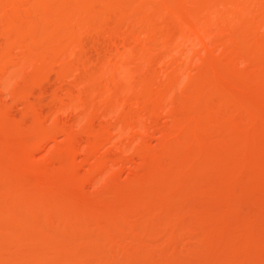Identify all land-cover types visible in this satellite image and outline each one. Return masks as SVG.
I'll list each match as a JSON object with an SVG mask.
<instances>
[{
	"label": "rangeland",
	"instance_id": "374dc122",
	"mask_svg": "<svg viewBox=\"0 0 264 264\" xmlns=\"http://www.w3.org/2000/svg\"><path fill=\"white\" fill-rule=\"evenodd\" d=\"M195 6L198 7L199 4L198 6L195 4L194 7ZM200 6L202 7L203 5ZM200 6L198 7V9L199 8L201 9ZM95 11L96 10H94L93 12L90 9L88 10L86 9V11L83 9L81 11V14H83V16L90 15L91 17L90 18L88 17L87 20L81 21L79 23V27L82 28L81 29L82 31L80 30L81 36H79L80 38L79 43L78 45L74 44L75 46L74 45L71 46L72 47L74 46L73 48L76 49V45H77L78 50H76L75 52L78 53L80 52L79 54L82 53L81 56L85 57V58L82 57L84 59V62L85 61L86 62L89 61V62L87 63L88 65L85 63H81L82 65L79 66L80 70H78L79 68H77V71L74 72L71 71L70 72L71 75L69 74L68 71H66V73L61 72L62 69L60 70V68L64 64L61 61L60 62L54 61L55 63L52 62V69L50 68V70H48L47 72L42 70H40L39 72H37L38 70L31 71L32 69H29L31 68L28 64L29 62L26 63L27 61L20 60L24 62H22L23 64L21 62H20L21 64H19V62L17 61L18 57L16 58L17 59L16 62H12L10 60L11 57H16V55L13 56V54H17L19 52V50L18 52L14 50L17 48L14 46L11 47L10 49L12 51V49L14 48L13 49L14 53L12 52L13 54L12 55L10 54V58H9L10 61H7L8 60L7 58L6 61L4 59V62L1 63L4 66L0 69V122L1 120L4 119L8 120L9 123L13 121L11 123L12 130L14 128H17L16 131L18 130V132H20L19 130L22 129L25 131L28 130L26 131V134L27 136L29 135L28 136L29 138H31L29 139L31 140L30 142H32L33 145L34 144L36 145H34V147H32L31 150L28 151L26 150V155L25 156L23 155V159L21 162L20 159L22 158V156L21 158L17 159V155H16L17 153L15 154V150L19 147L16 146L17 148H14V145L10 144L9 142L10 140L6 144V142H4L5 139L3 140L0 139V142L2 143L0 144V158L2 155L1 153H3L2 152L3 149L6 150L5 154L7 153V151L11 150L9 152H12L14 155V157L12 158L14 159L16 158L15 160L18 163L19 161L21 162V166L19 164L21 168L19 167L17 168L19 169L18 170L19 172L20 171L22 172L18 174V177L12 176V178L14 177L16 178V180L21 179L22 181H24V183L26 182V184L28 185L29 184L35 185V183L38 184L39 182L40 183L43 182L44 184L42 185L44 186H47V184L48 186L51 185L52 187H56V190L59 189V191L61 192H63L64 190V193L66 192L65 193L66 196L65 195L64 196L67 199H65L64 201L62 199V202L60 201V203H58L56 206L54 205L55 207L53 206V208L49 207L48 209L45 210V212H43V214H41L39 211L41 210L40 209L41 197L38 198L36 196L37 197L36 199L35 197L31 198L33 202L30 203L31 206L27 214H24L19 219H16L17 216L14 217L15 220L18 221L15 222V220H13L15 222L14 223L12 220H10L9 222L6 223L3 222L5 223V225L0 224L1 225L0 226V264H29V263L34 264V262L35 264H53L55 258H53L54 256L50 257L49 255L50 253L51 255H56L58 258L62 256V258H60L62 259V261L56 258V261L60 260L61 262L60 264H94V263L95 264H145V263L147 264L148 263L149 264L151 262H155L154 264H158V263L160 264L161 261L163 262V259H164V263L161 264H166V263L176 264L177 262H178L177 264H207L208 262L210 264H213L214 262H215L214 264H225V262H228V259L233 256L234 257L240 256L242 259L245 258L244 261L245 260L250 261L249 259L253 258L250 261L251 263L254 259L258 258L264 251V247H263L264 245L259 246L255 241L260 237L259 232L256 231L254 232V234L252 233L254 239L253 240L251 239V242L254 243L253 245L244 242L242 243L240 237L241 241L239 242L241 244H239L238 242L239 245L238 244L234 245L235 247L233 245L226 243L225 241L224 242L222 241L223 243L222 242L219 243V241H215L213 239L212 242L210 241L209 243L208 235L210 230L211 232L212 230H214L213 233L217 232L219 229V225L223 226L224 224V226L229 227L230 225L231 226L233 225V221H235L234 225H238V222H241V220L245 221L244 218L246 219L247 222L251 221L252 218L258 220L259 216H261L260 214L264 209V206H262L263 201L258 200L249 203L246 201L242 203V201L245 200L243 198L240 199L237 198L238 202L236 199L235 202L234 201H232L231 203L226 202L225 204L226 205L228 204V206H226L223 203L224 207H226V210L228 209V211L226 214L224 213L221 215L217 213L218 208H216V206L213 205L212 208L213 212L210 213L207 218L208 222L209 221L212 222L211 223L212 226L210 225V223H207L205 226L203 225L204 229L203 227L202 229H200L201 228L200 225L202 224V222L197 225V223L201 221V219H199V217L197 216H200L202 218V214L200 212L198 215V211L194 212V210H191L193 205L200 204V200L198 198L197 200L194 201L195 196L199 197L197 195H200L201 196L199 197L200 199H206V196L212 197L213 195L209 193L213 191V189H211L212 187L210 181L212 179V185H213V183L216 184V182H214L213 179H215V181H217V179L220 181L224 180L221 177L222 174L219 172L220 173L219 175L216 170H215L216 174L213 176H217L218 178L217 177L213 178V176H211L210 174L209 176H204L202 173L200 174V171L198 170L203 169L202 171H204L207 164L210 163L207 162V160H205L206 158H203L204 152L206 154L209 153L206 152L205 150L201 151L200 153L201 154L203 153V157H202L201 155H197L198 153L195 154L198 151L197 149L196 152L194 150L195 153L193 152V148H191V151L188 150L190 149L189 147L190 139L193 136V134L188 130L182 132L183 139L185 141L180 142L181 144L179 143L178 147L176 146L178 148V151L175 150L174 151L175 153L174 152L171 153L170 151L169 153L167 149L169 146L171 147V145L168 146V140L171 139L168 138V135L172 132H175L174 131L175 126L174 123L172 122V118L174 114L170 110L171 108L173 110L174 108L176 107L178 108V106H180L177 105L178 103L176 102L181 98V96L182 97L184 96L183 93L181 94V92L186 91L183 86L187 82V79H189L188 77L194 78L198 74L199 70H196L197 65L198 67L201 66L199 64H201V62L204 61L205 64L202 63V66L200 67L203 69L206 67V63H207L206 60H209L211 58L212 61H214L215 59L217 61V59H220L222 57V60L224 61V58L226 57L227 60L225 58L226 61L224 62L228 63L226 64V66L228 65L227 67H229L232 73L234 72V74L235 73L240 74L241 76L244 75V77L254 76L256 74V71L254 70L256 69L255 68L253 69V67L257 68L258 65H255L256 63H254L251 60H247L250 61L249 62L250 65H249L248 62H246L247 58L245 56L243 55L238 56L237 54L236 56L232 51H228L230 53L229 55L231 58L228 57L229 55L228 56L226 55V53L228 52L226 50H225L226 52H224L223 45H221L222 41L220 42L219 40L220 37H218L220 35L217 34L216 32L217 30L214 31L215 29H213L212 31H214V34L216 32L215 34L216 36L212 34L213 32H210L209 33L210 35L206 34L208 36L205 35L207 37V40L206 37L204 40H206L207 42L206 44H204L206 45L204 47V45L201 44L202 41L200 42L198 41L200 40L199 37H196L193 43L190 42L191 39H189L188 42L186 40V42H184L185 44L183 43V41L180 42L181 38H179L178 40V37L182 35L181 31L183 32V30L182 29L178 30V27H176L175 32L173 31L174 36L176 33L178 35L179 33L181 34L179 36H177L176 34L173 42L174 44L171 45L172 47L171 46L166 47V45L164 46L163 44L164 41L163 40L160 41L159 39L158 43L157 44L155 43L156 45L154 47L148 48V49L153 48L154 50L156 49V51H153L152 49L153 53L151 54L152 52L151 50L149 51L147 49L146 52H144L145 51L144 50L142 52L146 54L142 55L144 57H140L141 55L140 56L135 55L134 50L136 49L135 52H137L140 49L141 50L144 49L145 45L142 43L145 42L143 41V39L145 38L143 36L135 38L131 36V33H129V31L126 32V30H124L123 28L119 29L118 27H122V24L120 25V22L118 21H116L118 25H116L115 21H113L114 23L112 22L110 25H108V27L106 25L105 26L102 25L103 26L102 27L101 24L103 22L100 23L102 20H100L101 18L97 15L100 13V11L98 13H97L98 10L96 11V13ZM113 12H116L115 9L113 10ZM96 15L98 16L97 19L100 18L99 21L95 18L93 19V16L97 17ZM87 16L85 18H87ZM19 20L17 19V21ZM68 20L70 21L69 18ZM127 20L125 22L128 23ZM130 20L131 22L129 21V24L134 21L132 18H130ZM69 21H67L66 23H68ZM39 26L40 28L43 26L47 27L44 24L42 25L40 24ZM121 29L124 32H122ZM0 38H4V35L1 34ZM139 38H141V40ZM4 40L5 38L3 40L0 39V42L1 41L4 42ZM193 40L194 39L192 38V41ZM3 42H1V45L3 44ZM82 44H83V48H82ZM65 46L69 48V51L71 50V47L69 45L68 46L65 45ZM79 47L81 49H79ZM170 47L173 49H171ZM62 49L63 46L61 50L59 49L60 51H62L61 53H63ZM167 49L170 51L174 50L173 54H171L170 51H169L170 53H168ZM66 50L68 49L66 48ZM66 50L64 49V53ZM178 50L181 52V54ZM69 51L67 53H69ZM129 51L133 52L136 58L133 57V54L132 53L130 54ZM182 51H184L185 53L184 52L182 53ZM71 52L72 50L70 51L69 54H71ZM158 52H160V54ZM224 53L225 56L223 55ZM178 54H179L178 57H172L173 55L177 56ZM205 54L207 55L209 54L208 56L210 58ZM231 54L234 56H232ZM149 56H151V58H149ZM204 56L205 59L206 57H208L209 59L207 58L206 60H204ZM173 58H175L174 59L175 61L176 59L178 60V62L176 61V63L178 64L174 63L175 61H173ZM115 59L120 60V63L122 64L120 65V63H118L119 64L118 66L115 64H114L115 66L112 65L113 64L112 61H115ZM170 62L173 65L170 64ZM251 68L253 69L254 72L251 70ZM74 69L75 68H73V70ZM93 71H96V75L98 73L101 80H103L104 83H107V86H103L102 84L101 85L102 89L101 86L99 87V84H96L98 85V88H96L97 86H93L95 85L94 81L98 82L96 81L97 79L93 80L91 79L93 77H90ZM257 72H258V68H257ZM67 73L69 76H67ZM73 73H75L74 76H72ZM146 77H149V79L152 78V80L155 83L154 87H152V89L150 88L151 90H149V93L152 91L154 95L159 94L162 95V97H164L163 101L159 104L160 107L158 108L156 107L155 110L156 112H154L155 113L154 117L152 116L153 114L150 116L151 110L149 111L148 107H147L148 109L145 108L146 107L145 104H142L143 106L142 107L139 105L140 103L137 104V101L135 100L136 96H138L136 93L139 94L140 91L143 89L144 86L143 80ZM73 78L78 81H75ZM91 80L93 83L91 82ZM98 80L100 83V79ZM244 80L246 81H245V87L242 86L243 96L244 93H246L247 91L254 90L253 85L250 84L249 81L250 79H244ZM74 82L76 83V85L77 84L80 85V87L76 86ZM119 82L121 84L122 83L125 84L122 85V87L125 86L124 90L123 88L120 87L121 84ZM82 85L83 87L81 88ZM208 87H209L208 85L207 86L205 85V89L202 88L203 91L201 92L204 102L202 105V112H203L202 120L205 123L209 124L210 127L215 128L213 129L216 130L217 132L214 131L213 129L212 130L216 133V135L218 133H219L218 135H221L222 132H224L225 133L223 135L224 137L225 135H227L226 133L230 132L231 128L229 127L227 128L225 126V122H223L224 120L222 119L220 114V105L215 97V94H213L212 91H210L211 89H209ZM103 88L105 90H103ZM79 89L81 91L82 90L85 91L81 92ZM21 90L23 91L21 93H26L25 94L26 99L28 100L25 99V96L22 97V95H20L21 98L19 97V100H17L18 96H16V93L20 92ZM100 91L101 93H99L100 94L99 95L98 92ZM118 91H120L123 95H121V93ZM79 92H81L82 94L85 93V95H83V97H80L81 93ZM116 96L120 98H117ZM121 96H124L125 98ZM127 96L129 97V99L126 100ZM79 98L81 99L78 100ZM116 100L118 102V105L117 103H115ZM174 102L176 103L177 106H175ZM80 105H82V108ZM187 115L188 114H186V116H183L182 118L184 124L190 121L189 120L190 117H188ZM152 117L154 119H151ZM174 119L175 117L173 118V120ZM15 122H17L16 125L18 126L13 125L15 124ZM41 122L43 123L42 125ZM105 122L106 124L108 123V126H106L107 129L103 126L106 125L104 124ZM38 124L43 127L41 131H43L44 134L41 133L39 129H37ZM25 125L27 128H25ZM30 125L34 127H36L35 125H37V127L36 129L35 128L32 129L33 127H30ZM91 128L92 129L95 128L94 129L96 130L95 132L97 133L98 131V133H100V135L98 133L96 135L98 136L97 140L101 138L99 139L96 145L97 147H95L97 151L92 150L94 151L93 153H91V151L87 150L86 148L89 144L86 137L89 135L86 133L88 132L90 133V131L91 132L94 131L91 130ZM88 129L90 131H88ZM44 130L47 131L50 130L49 132L52 131V133L48 135V133L45 132ZM237 130L238 129L234 130L232 128L231 133ZM13 131H10V133H12ZM241 132L242 130L239 133ZM32 133L34 135H32ZM35 133L37 134L35 135ZM38 133L40 134V136ZM46 134L48 135L49 138L45 136ZM101 134L106 136L104 137ZM232 135H234L235 138L236 137L239 138L237 136L239 134L236 135L232 134ZM232 135L229 137L230 138L234 137ZM217 136H215V138H217ZM218 137L219 138L217 139L221 141L220 138H222V136L221 137L218 136ZM226 137H228V135ZM230 138H226L225 139L226 142L230 140ZM217 139L212 140L210 142L214 143L217 141ZM225 140L223 141L224 143ZM12 149L14 151H12ZM212 153L214 154V156L215 154H217V152L216 153L211 152L209 155H212ZM10 156H12L11 153ZM196 156L198 159L200 158L201 161L198 160ZM210 157L211 156H209V159ZM215 157L213 158V160L215 159ZM61 158L66 162H70L67 161V159H70L72 163L74 162L73 165L74 166L76 165L74 168L77 169L73 168L74 170H68L67 171L68 173L64 171L62 173L57 174V172L60 170V167H62V163L60 164V162H62ZM97 158L98 159L100 158V160L102 159L105 160L106 162H104L103 164L106 165L104 167L98 168L100 169V171L93 170V172H89L92 171L91 166H93L92 164L94 162L96 163ZM201 158L204 160L202 161ZM210 161L212 160L210 159ZM200 162L201 164L202 162L203 163L205 162L207 164L205 167H203V165L205 164H202V168H201L199 166L201 165L199 164ZM190 165L193 169L190 167ZM188 166L190 169L188 168ZM186 167L189 170H187ZM42 169L44 170L43 172ZM191 170L192 172H190ZM96 171L99 172L97 173ZM196 171L198 172V174ZM94 172L95 174H92ZM88 173H91L93 176ZM59 174H61L60 177L62 176L60 179L58 176ZM199 174L204 176L206 180H204V177L201 178L202 176H199ZM87 176H89V178ZM206 177L207 178L211 177V178L210 180H208ZM198 179L200 180V182L196 183ZM37 180H39V182H37ZM203 181H205L206 184L203 183ZM2 185L3 184L0 182V190H2L3 188ZM204 187L206 189H203ZM193 189L195 190L199 189V191L202 192L198 193L197 191L196 194L195 190L194 192L192 191ZM128 190L131 191L130 193H128L131 195H127L129 197H127L128 201H125L126 204L125 205L118 198L121 197L122 194L123 196L126 195L124 193L125 191L129 192ZM203 190H205V192ZM206 190L209 192H206ZM170 192L172 193V195L170 194ZM192 192L195 193V195ZM203 193H205V195ZM190 194L194 195V198L192 195H191L192 197L190 196L189 198ZM31 199H29V201H32ZM191 201L192 204H190ZM246 203L249 204V206H247ZM168 204L170 206H168ZM179 205L181 208L179 207ZM182 206L184 208L187 207L186 210H184ZM177 209L179 212L177 211ZM242 209L244 210L243 214L237 216L238 213L240 214V212H242ZM175 210L180 214H178ZM187 210L189 212L193 211L194 213L189 214ZM171 211H173L175 214L178 215L176 216L173 213L171 214ZM246 212L247 213L249 212V214H247ZM168 213H170V219H169L170 221L172 220L173 222L174 220L176 222L177 221L176 218H178L176 225L174 223H173L174 225L170 223V221L168 220L169 218ZM184 214L186 215L182 216ZM244 214L245 215L247 214L246 216H248L247 217L248 219ZM172 215L175 216V219L174 218L171 219ZM191 215L193 216L195 215L194 217L196 219L192 217L194 218L192 220ZM229 215L231 217H228ZM232 215L237 216V218H239L240 220L234 218V220L231 221L233 219ZM241 216H245V217L243 218ZM86 217H88V219ZM97 218H100L101 221L103 220L102 223L104 224H106V222L108 223L107 224L108 226H105L107 227L108 230L103 225L102 226H100V224L98 225V222L100 223L99 221L100 219L97 221ZM185 218L187 220V221L185 220L186 223L184 221ZM157 219L159 220L158 222L155 221ZM162 219L167 220V222L163 221L161 225H159ZM11 221L12 223H10ZM194 221H198V222H194ZM96 222L97 225L95 224ZM247 222H243V224H246ZM164 223H166L165 226L167 227L163 226ZM57 224L59 227L56 226ZM156 224L159 227L156 226ZM193 224L194 227L196 226V229H199L201 232L199 230H196L193 227ZM239 224L243 225L242 222ZM52 225H54L55 227ZM191 225L193 228L190 227ZM206 226L208 229H210L209 231L208 229H206ZM56 227L57 228L61 227L63 229L65 228V230H62L63 232H60V229L56 230L57 229ZM95 227L100 228V231L96 230L99 232H95L94 229H97ZM153 227H157V229ZM189 227L191 229L190 231H189ZM172 228L174 229L173 231ZM194 229L196 230V232L198 231V233H196ZM205 229L208 232L202 231ZM106 230L110 232L108 233ZM146 231L147 232L149 231V233H145ZM48 232L50 235L48 234ZM174 232L176 233V236ZM184 232H186L187 234ZM190 232L191 234H193L194 232L195 236L196 235L200 236L201 234L202 235L200 237L197 236L198 238L196 237L194 239L195 236L193 234L192 236L193 238L190 239L191 235L188 236V233L190 234ZM204 232L205 234L208 233L207 237L204 234ZM211 232L210 235L212 234ZM169 234L171 235L172 238L169 237L170 236ZM178 234H180L181 236ZM108 235H110V237H108ZM112 235H114V237ZM133 235H135V237ZM179 236L182 237L181 238L182 240H180ZM203 236L205 238H203ZM248 236H249L248 238H250L251 234ZM252 236L251 238H253ZM206 238H208V240ZM169 239L173 240V241L171 240L172 243ZM198 239H200V241L204 240V242L208 241L207 242L208 248H207V244H204L202 241L198 242ZM74 240L76 241L75 244H74L75 242ZM79 241L81 243H77ZM85 241L87 246L84 244ZM88 242H90V244ZM248 242L250 243V241ZM93 243L97 246H95ZM73 244L75 248L80 244L81 248L79 247L78 250L76 251L77 248L76 249L73 248ZM212 244L214 247L212 246ZM48 245L50 246L46 247ZM221 245L223 247H221ZM225 245L227 246V248ZM18 246L21 248H19ZM23 247H25V250H23ZM58 247H60V249ZM61 248L65 250H61ZM66 248L69 249L70 251L69 250L66 251L67 250ZM47 249L52 250V252L55 250L56 252L57 251L58 252L52 253L50 252V250L48 251ZM92 252L93 253L95 252L94 254L96 256L94 258H93L94 254ZM62 253L64 254L62 255ZM73 255H75V257ZM166 255L168 258L165 257ZM248 257L249 259H247ZM165 258L167 259V261L165 260ZM173 259L176 262L173 261ZM33 260L34 262L32 263ZM55 262L54 264H56Z\"/></svg>",
	"mask_w": 264,
	"mask_h": 264
},
{
	"label": "bare ground",
	"instance_id": "6f19581e",
	"mask_svg": "<svg viewBox=\"0 0 264 264\" xmlns=\"http://www.w3.org/2000/svg\"><path fill=\"white\" fill-rule=\"evenodd\" d=\"M195 4L197 6H198V4H199V6L203 5L202 6L203 8L200 6L201 9L199 8L200 9L199 10L198 9L199 6L194 7ZM83 9L85 11H86V9L87 10L90 9L93 12H94V10H96V11L98 10L97 13L100 11V13L97 15L101 18V19L100 18L99 19L102 20L100 23L103 22L101 24V26L106 25L108 27V25H110L113 21H115V23H116V21H118V22H120V25L122 24V27L117 26L119 29L123 28L124 30H126V32L129 31V33H131V36H133L135 38L143 36L145 38V39H143V41H145V42L142 43L145 45L144 49L143 48H142L143 50L140 49L141 51L138 50L139 52L138 51L135 52L136 49L135 50L133 49L135 55H137V56L141 55L140 57H144V56H142V55L146 54L144 52H146V50L148 48L154 47L158 43L159 39H160V41H162V40L164 41L163 44H164V46L166 45V47H169L172 44H174L173 43L174 38L177 34L176 33L174 36V32H175V28L178 27V30H181V29L183 30V32L181 31L182 35H180L181 33H179V32L178 33L180 36L177 34V36H179L178 40H179V38L182 39V40L180 39V42L183 41V43H184V42H186V40L188 42V40L191 39L190 42L193 43L195 41V38L199 37L200 40H198V41L199 42L202 41V43H201L202 45L206 44V42H207L206 36L210 35L209 34L210 32H213L212 34H214V31L217 30L216 32L218 35H220L218 37H220L219 38L220 42L222 41L221 45H223L224 52L232 51V52H234L235 55L236 54L238 56L243 55L247 58L246 62H248V64L250 61H247V60H251L254 63H256L255 65H258L257 66L258 72H257V68L253 67V69L254 68L256 69V70H254V71H256V74L254 76H252V77L251 76L250 77L245 76L244 77V75L241 76L240 74H236V73L234 74V72L232 73V71L229 69V67H227L228 65L226 66V64H228V63L224 62L227 60L226 57H225L226 60L224 58V61L222 60V57L220 59H217V61H216V59L214 61H212L211 58L208 56L209 54L208 55L205 54L206 56H208L210 58L209 59L208 57H206V59L208 58L211 61L206 60L205 56H204V60L207 61L206 67L203 69L200 68L202 66V63H204V61L201 60L202 62H201V64H199L201 66L198 67V65H197V68H199V69L196 68V70H199L198 74L196 73L197 75L194 78L188 77L189 79H187V82L185 83L186 86L185 85L183 86L186 91L181 92V94L183 93V95H184L183 97L181 96L182 100L179 96L180 99L178 101L181 104L178 101L177 102L175 101L176 103H178L177 105H180V106H178V108L177 107L174 108L173 110L171 108V110H170L174 114L173 118L175 117L174 120L172 118V122L174 123V126H175V128H174L175 132H172L168 135V138H171L170 140H168V146L171 145V147L167 146L168 147L167 150L169 153H170V151H171V153H173L175 150L178 151L177 147H178L179 143L182 141H185L183 139V133L182 132L185 130H188L193 134V136L189 142L190 143V145H189L190 149H188L189 151H191V148H193V152H194V150L196 152V149L198 151L200 150L199 152L197 151L196 153L195 152L194 153L195 154L198 153L197 155H201L202 157H203V153L201 154L200 153L201 151L205 150L209 154L211 152H214V153L217 152V154H215L216 157L214 156L213 153H212V155H209V154H206L204 152L203 158H206L205 160H207V162H210V163L207 164L205 162L204 163L202 162V164H205V165H203V167H205L206 164H207V166H206L204 171H202L203 169L198 170V171H200V174L202 173L204 176H209V174L211 176H213L216 174V172H215V170H216L219 175H220V173L222 174L221 177L224 179L221 181L218 179H217V181H215V179H213V181L216 182V184L213 183V185H212V179H211L210 183H211V187H212L211 189H213V191L210 190L211 192H209L206 190V192L211 193L213 195L212 196L210 194L212 197L206 196V199H200L199 198V197H201L200 195H197L199 197L195 196L194 201L197 200V198H198L200 200V204L199 205H197V204L193 205L192 206L193 209L191 207L190 208H191V210H194V212L198 211V215L200 212L202 214V218L200 216H197V217H199V219H201L200 222L194 221V222H198L197 225L202 222V224L200 225L201 226L200 229H202L203 225L205 226L207 223H210V225H211L212 222H210V221L208 222L207 218H208V215L213 212V209H212L213 205L216 206V208H218L217 213L219 215L227 213L228 209L226 210V207H224V204L226 202H230V203L232 201L235 202L237 200V198H239V199L243 198L245 201L241 200L242 203H244L246 201L249 203V202L262 200L263 201L262 206H264V27H263L264 26V0H219V1L218 0H0V35L1 34L4 35V38H5L4 42L1 41V42H3L2 45L0 42V45H1L0 46L1 47L0 48V69L4 66L3 64H1L2 62H4V59L6 61V59L8 58L7 61L11 60L12 62H16L17 57H18L17 61L19 62V64H21L24 61H27L26 63L29 62L28 64L31 67L29 69H32L31 71H37L38 70L37 72H39L40 70L47 72L48 70H50V68L52 69V62H54V61L55 62L61 61L62 63H64L62 65V67L60 68V70L62 69L61 72H63V73L64 72L66 73V71H68L69 74L71 71H73V72L77 71V68H79V66L82 65L81 63L87 64L89 61L84 62L83 58H85V57L81 56L82 53L79 54L80 52L79 53L75 52L76 50H78L77 45H78L79 40H80L79 36H81L80 32L82 31L81 30L82 28L79 27V23L81 21L87 20L88 17L89 18L91 17L90 15H88V16L84 15L83 16V14H81V11ZM114 9L116 12H113ZM96 11H95V13H96ZM86 16H87V18H85ZM98 16L97 17L93 16V19L94 18L97 19ZM81 17L82 18L84 17L85 19L84 18L82 19ZM68 18L70 19V21L68 20ZM130 18H132L134 21L132 20L133 22L129 24V21L131 22ZM17 19L18 20L20 19V20L17 21ZM99 19H97V20L99 21ZM126 20L128 21V23L125 22ZM67 21H69V22L66 23ZM40 24L41 25L44 24L47 27L43 26L44 28L43 27L40 28V26H39ZM116 25H118V23H116ZM77 27H78V30H77ZM213 29H215V30L212 31ZM122 32H124V31L122 30ZM216 32H215V34H216ZM206 34H208V35H206ZM1 37H3V36H1ZM133 37H131V38H133ZM205 37H206V40H204ZM4 38H0V39L3 40ZM192 38L194 39L193 41H192ZM139 39L141 40V38H139ZM204 41H205V43H204ZM175 42H176V39H175ZM74 44H77L76 49L73 48L75 46ZM65 45H67V46L69 45L71 47V50H72L71 54H69L71 50L69 51V48L66 47ZM71 45H74V46L72 47ZM13 46L18 48V49L13 48L17 52L19 50V52L17 54H13L14 53L13 49H12V51L10 50L11 47H13ZM62 46H63V49H62L63 53H61L62 51H60ZM157 46H159V45H157ZM205 46L206 45H204V47ZM64 47H66L68 50H66V48H64ZM82 48H83V44H82ZM127 48H129V47H127ZM162 48H163V45H162ZM64 49L66 50L65 51L66 54L64 53ZM79 49H81V48L79 47ZM129 49H131V48H129ZM152 49H148V50L152 51ZM171 49H173V48H171ZM133 50H131V51H133ZM68 51H69V53H67ZM131 51H129L130 54L132 53L133 57L136 58V56H134V53ZM142 51H144V52H142ZM149 51H147V52H149ZM153 51H156V49L155 50L153 49ZM153 51L151 52V54L153 53ZM169 51L170 50H168L167 52L168 53L171 52V54H173L174 50L173 51L171 50L170 52ZM175 51H176V48H175ZM183 52L184 51H182V53ZM158 53L160 54V52H158ZM164 53H166V52H164ZM10 54L11 55L13 54V56L16 55V57H11V59L9 60ZM18 54H19V56H18ZM180 54H181V52H180ZM229 54H230L229 52L226 53L227 56ZM129 55H128V58H129ZM223 55L225 56V53ZM6 56H8V57H6ZM178 56H179V54L177 56L173 55L172 57H178ZM232 56H234V55H232ZM228 57H230V55ZM115 58H117V57H115ZM131 58H132V56H131ZM149 58H151V56H149ZM174 59L175 58H173V61H175ZM212 59H214V58H212ZM20 60H24V61H20ZM176 61L178 62L177 59H176ZM176 61L174 63H176ZM112 62H113V64H112ZM112 62H111L112 65L115 64L118 66L119 65L118 63H120V60L115 59V61H112ZM121 62H122V60H121ZM85 64H83V65H85ZM121 64L122 63H120V65ZM170 64H172V63L170 62ZM176 64H178V63H176ZM73 68H75L76 70L75 69L73 70ZM253 69L251 68L252 71H253ZM78 70H80V68ZM93 72L91 74L92 76L90 75V77H93V78H91L93 80L97 79L96 81H98V82L94 81L95 85H93V84L92 85L97 86L96 88H98V85H96V84H99V87L102 84H103V86H107V83H104V81L101 80L98 73L96 75V71H93ZM74 74L75 73H73L72 76H74ZM67 76H69L68 73H67ZM76 76H77V74H76ZM80 79H81V77H80ZM98 79H100V83H99ZM244 79H250L249 80L250 84L253 85L254 90L247 91L246 93L243 92L244 93V96H243L242 95V91H243L242 86L245 87V81H246ZM23 80H24V77H23ZM25 80H26V78H25ZM107 80H110V79H107ZM242 80H244V81H242ZM75 81H78V80H75ZM143 81H144L143 84L145 86V87L143 86V89H142L143 91L141 90L142 92L140 91L139 94L136 93L138 96H136V98L135 97L134 98L137 101V104L140 103L139 104L140 106H142V104H145L146 105L145 108L148 107L149 109L148 108L147 109L149 111L151 110V113L148 111L150 113V116L153 114L152 116L154 117V115H155L154 112H156L155 111L156 107L157 108L160 107L159 104L163 101L164 97H162V95H159V94L154 95V93L152 91L149 93V90H151L152 87H154V85H155L152 78L149 79V77H146V78H144ZM91 82H92V80H91ZM79 84H81V83H79ZM82 84H84V83H82ZM202 84H204V85H202ZM75 85H76V83H75ZM122 85H125V84L122 83L120 86L124 90L125 86L122 87ZM205 85L206 86L208 85L209 86L208 88L211 89L210 91H212V93L215 94V97H216V99L220 105V114H221L222 119L224 120L223 122H225V126L227 128L228 127L231 128L230 132L226 133L228 135V137H226L227 135H225L223 137V135L225 134L224 132H222L221 135H218L219 133L217 134L220 137L222 136V138H220L221 141H219V139H217L219 137L214 132V131H216V130H214L215 128L210 127L209 124L205 123L202 120V117H203L202 105L204 102H203L201 92L203 91L202 88L205 89ZM76 86L80 87V85H78V84ZM110 86H111V84H110ZM82 87H83V85L81 86V88ZM91 88H93V87H91ZM126 88H127V86H126ZM94 89H95V87H94ZM101 89H102V86H101ZM103 90H105V89L103 88ZM110 90H111V88H110ZM182 90H183V88H182ZM96 91H98V90H96ZM101 91L98 92V94L101 93ZM112 91H114V90H112ZM21 92H23V91L21 90L20 92L16 93V96H18L17 100H19V97L21 98L20 95H22V97L25 96V99H26V95H25L26 93H21ZM81 92H79V93H81ZM118 92H120V91H118ZM118 92H116V93H118ZM121 92H122V90H121ZM120 93H118V94H120ZM123 93H124V91H123ZM151 93H153V94H151ZM118 94H116V95H118ZM80 95H81L80 97H83V95H85V93H83V94L81 93ZM121 95H123V94L121 93ZM121 97L125 98L124 96H121ZM117 98H120V97H117ZM123 98H121V99H123ZM80 99L81 98H79L78 100H80ZM127 99H129L128 96H127L126 100ZM26 100H28V99H26ZM124 101H125V99H124ZM80 102H83V101H80ZM115 103H117V105H118L117 100ZM176 103H175V106H177ZM80 106L82 108V105H80ZM175 106H172V107H175ZM37 112H38V110H37ZM186 114H188L187 116L190 117V119H189L190 121L187 122L186 124H184V122L182 121L183 120L182 118H183V116H186ZM153 117L151 119H154ZM171 117H172V115H171ZM1 119H4V118H1ZM129 121H130V119H129ZM12 122L9 123V121L5 120V119L1 120V122H0V139H2V140L5 139L4 142H6V144L10 140L9 142H10V144L14 145V148L19 147V148H17L18 150L17 149L15 150V154L17 153L16 154L17 159L21 158V156H22V158L20 159V161L22 162L23 155L24 156L26 155V150L27 151L31 150V148L34 147V145H36V144L33 145L32 142H30L31 140H29V139H31V138H29L28 137L29 135L27 136V134H26V131H28V130L25 131L22 129V130H19L20 132H18V130L16 131L17 128H14L13 129L14 131H13L12 127H11ZM106 122H108V121H106ZM106 122L104 124H106ZM16 123L17 122H15V124H13V125H16ZM152 123H154V122H152ZM42 124L43 123L41 122V125ZM16 126H18V125H16ZM27 126H29V125H27ZM35 126L37 127V125H35ZM43 126H45V125H43ZM103 126L106 128V126H108V123L106 125H103ZM30 127H33L32 129H34V128L36 129V127H34V126L30 125ZM25 128H27L26 125H25ZM232 128L234 130H236V129H238L240 131L242 130V132L239 133L240 131L237 130L238 132L233 131V133H231ZM37 129H39L41 131L43 129V127L38 124ZM45 129H46V127H45ZM94 129L91 128V130H94ZM106 129H103V130H106ZM10 131H13V132L10 133ZM44 131L47 132L48 135L50 133H52V131L49 132L50 130H48V131L44 130ZM88 131H90V130L88 129ZM95 131L96 130H94L92 132L90 131V133L89 132L86 133L89 136L85 135L87 137V141L89 142V144L86 148H87V150L91 151V153H93L96 150L95 147H97L96 145H97L99 139H101V138H99L97 140L98 136H96V135H97L98 131H97V133ZM30 132H33V131H30ZM41 133L44 134L43 131H41ZM106 133H108V132H106ZM230 133H231V135L232 134H235V135L239 134L240 136L237 135L239 138H237V137L235 138V136L232 135L234 137L230 138L229 137V136H231ZM36 134L37 133H35V135ZM98 134L100 135V133H98ZM32 135H34V134L32 133ZM48 135L46 134L45 136L48 137ZM39 136H40V134H39ZM102 136H104V135H102ZM215 136H217V138H215ZM225 137L230 138V140L227 139L228 141L226 142ZM223 138L225 140V143L223 142L224 141ZM234 138H235V140H234ZM216 139H217L216 142H214V143L210 142V141L216 140ZM231 140H232V142H231ZM0 144H2V143L0 142ZM169 148H171V149H169ZM5 149H6V147H5ZM13 149H12V151H14ZM92 150H94V151H92ZM9 151H11V150H9ZM9 151H7V153L5 154L6 150L3 149L2 150L3 153H1L3 156L1 155V158H0V182L3 184L2 185L3 188H2V190H0V221L2 222V223L0 222V224L5 225L6 222H9L10 220H12V221L15 220L14 217L20 216L18 218L16 217V219H19L24 214H27L29 209H30V206H31L30 203L33 202V200L31 198L35 197V199H36L37 197L38 198L41 197L40 198L41 200L39 199L41 201V208H40L41 210H39L41 214H43V212H45V210L48 209L49 207L53 208L54 205L56 206L58 203H60V201L62 202V199H63V201L65 199H67L65 197L66 192L64 193V190H63V192H61V191H59V189L56 190V187H52L51 185L48 186V184H47V186H44V185H42L44 183L43 182L40 183L39 180H37V182H39L38 184L37 183H35V185L29 184L30 185L29 186L28 184H26V182L24 183V181H22L21 179L16 180V178H14V177L12 178V176L18 177V174L22 173L21 171L19 172L18 171L19 169L17 168V167L21 168L20 167L21 162L19 160H17V161H19V163L16 162V160H15L16 158L15 159L12 158V157H14L13 153L9 152ZM10 153L12 154V156H10ZM218 153L220 154V156ZM16 155H15V157H16ZM172 156H174V155H172ZM209 156H211V157L213 156L212 158L210 157V159L212 161H210ZM218 156H219V158H218ZM214 157L217 160H215V159L213 160ZM196 158H197V156H196ZM171 160H172V157H171ZM198 160H200V158ZM203 160L204 159H202V161ZM67 161H70L72 163V161L70 159H67ZM70 162H66L65 160L62 159V162H60V164L62 163V167H60V170L57 172V174L62 173L64 171L67 172L68 170L77 169V168H74L76 166V165L75 166L73 165L74 162L72 164ZM104 162H106V161L103 159L100 160V158L99 159L97 158L96 163L94 162L92 164L93 166H91L92 171H89V172H93V170H99L100 171V169H98V168L104 167L106 165V164L105 165L103 164ZM19 164H20V166H19ZM199 164H201V162ZM202 164L199 165L201 168H202ZM190 167H191V165H190ZM188 168H189V166H188ZM43 169H42V172L44 171ZM186 169H187V167H186ZM189 169H187V170H189ZM45 172H46V170H45ZM69 172H71V171H69ZM185 172H186V170H185ZM190 172H192V170ZM72 173H74V172H72ZM44 174H46V173H44ZM88 174H91V173H88ZM92 174H95V172ZM197 174H198V172H197ZM200 174H199V176H202ZM60 175L61 174L58 175L59 179L62 177V176L60 177ZM149 176H151V175H149ZM204 176H202L201 178H203ZM87 177L89 178V176H87ZM215 177H217V176H213V178H215ZM210 178H207V179L210 180ZM56 179H57V177H56ZM153 179H155V178H153ZM204 180H206L205 177H204ZM145 181H146V179H145ZM242 181H245V182H242ZM199 182H200V180L198 179L196 181V183H199ZM201 182H202V180H201ZM203 183H205V181H203ZM200 186H201V183H200ZM207 186H209V185H207ZM199 189L198 190L193 189L192 191L194 192V190H195L196 194H197V191H198V193H201L202 191H199ZM203 189H206V188L204 187ZM203 191L205 192V190H203ZM130 192L131 191H129V192L125 191L124 194H126V195L123 196V194H122V196L119 197L118 199L122 203L125 204V201H128L127 197H129L127 195H131V194H128ZM171 192H170V194L172 195ZM195 193H193V194L195 195ZM170 194H169V196H170ZM203 194L205 195V193H203ZM191 195L192 194L189 195V198ZM194 195H192L193 198H194ZM126 198H127V200H126ZM29 199H31L32 201H29ZM187 200H188V198H187ZM237 202H238V200H237ZM193 203H195V202H193ZM190 204H192V201ZM232 204H235V203H232ZM261 204H262V202H261ZM186 205H189V204H186ZM242 205H244V204H242ZM246 205L249 206V204H247V203H246ZM168 206H170V205L168 204ZM197 206H199V207H197ZM226 206H228V204ZM179 207H180V205H179ZM182 208H184V207L182 206ZM186 208H184V210H186ZM228 208H230V207H228ZM248 208H250V207H248ZM188 210H189V208H188ZM231 210H232V207H231ZM173 211H171V214L172 213L175 214ZM177 211H178V209H177ZM194 212L191 211V212H189V214L194 213ZM243 212H244V210L242 209V212H240V214L238 212H237L238 214L237 213L236 214H237V216L238 215L240 216L243 214ZM230 213H231V211H230ZM178 214H180V213H178ZM178 214H175V215L177 216ZM247 214H249V212ZM185 215L186 214H184L182 216H185ZM260 215L261 216H259L258 220H256L255 218H252L251 221H248V222L244 218L245 216H241L245 220V221L241 220L242 224H243V222H247L246 224H243V225H240L239 223H241V222H238V221H236V222H238V225H234L235 221H233V220H234V218H237V216L232 215V217H233V219L231 220V221H233L232 226L230 225L229 227L228 226L226 227V226H224V224H223V226L219 225L218 231L213 233L214 230H212V232H211V230L207 228V226H208L207 225L206 229H208V231L210 230L209 235H210V232L212 233L210 236L208 235V233L205 234V232L207 231L206 229L202 230V231H205L204 234L206 235V237L208 235L209 240H208V238H206V239L209 241V243H210V241L212 242V239H213L215 241H219V243L222 241L223 242L225 241L226 243L233 245V246L237 245L238 242L241 240H242V243L244 242V243L253 245L254 243L251 242V239L253 240L254 237L252 235L254 234V232L257 231V232H259L260 237L255 241H256L257 245L263 246L264 245V209ZM168 216H169V218H168V220H169L170 219V213H168ZM173 216L174 215L171 216L172 217L171 219H173V218L175 219V216L174 217ZM194 216L191 215V218ZM251 216H253V215H251ZM44 217H45V215H44ZM228 217H231V216L229 215ZM247 217L248 216H246V218ZM86 218L88 219V217H86ZM181 218H183V217H181ZM194 218H192V220ZM99 219L100 218H97V221ZM164 219H162L160 224L159 223H157V224L161 225V223L163 221L167 222V220H164ZM176 219L178 221V218H176ZM237 219L240 220L239 218H237ZM185 220H186V218L184 219V221ZM12 221L10 223H12ZM16 221H18V220H15V222ZM99 221H100V223L98 222V225L100 224V226L103 225L104 227L108 226L107 222H106V224H104V223H102L103 220L101 221V219H100ZM155 221L158 222L159 220L157 219ZM186 221H185V223H186ZM3 222H5V223H3ZM176 222L174 220H173V222H172V220L170 221V223H172V224L174 223L175 225H176ZM53 223H54V220H53ZM125 223H126V221H125ZM229 223H230V221H229ZM95 224L97 225V222ZM157 224H156V226H158ZM165 224L166 223H164L163 226H165ZM52 226H54V225H52ZM56 226H58V224ZM150 226H151V224H150ZM49 227H50V225H49ZM165 227H167V226H165ZM190 227L193 228L194 224H193V227H192V225ZM190 227H189V231L191 230ZM95 228H97V227H95ZM105 228L107 229V227H105ZM153 228L157 229V227H153ZM173 228H172V231L174 230ZM194 228L196 229V226ZM59 229H60V232H63L62 230H65V228L63 229L61 227L57 228L56 230H59ZM195 229H194L195 232H196V230H199V229H196V230ZM203 229H204V227H203ZM96 230L100 231V228L94 229L95 232H99ZM170 230H171V227H170ZM49 232H48V234H49ZM125 232H126V230H125ZM166 232H167V230H166ZM191 232H190V234L188 233V236L191 235L190 239L193 238L192 236L194 234V232H193V234H191ZM145 233H149V231L148 232L146 231ZM184 233H186V232H184ZM196 233H198V231ZM100 234H103V233H100ZM174 234L176 236L175 232H174ZM180 234H178V235H180ZM250 234L253 238H251V236H250V238H248L249 237L248 235H250ZM81 235H82V233H81ZM171 235L169 237H171ZM98 236H100V235H98ZM112 236L114 237V235H112ZM123 236H125V235H123ZM133 236L135 237V235H133ZM152 236H153V234H152ZM194 236H195V234H194ZM197 236L198 235H196L194 237V239ZM200 236H198V237H200ZM108 237H110V235H108ZM144 237H145V235H144ZM240 237H241V240H240ZM51 238H49V239H51ZM181 238L182 237H180V240H182ZM203 238H205V237L203 236ZM74 239H75V237H74ZM113 239H115V238H113ZM175 239H177V238H175ZM169 240L171 241L172 239H169ZM243 240H245V241H243ZM247 240L250 241V243ZM172 241H171V243H172ZM199 241H200V239H198V242ZM208 241H205L206 243L204 242V240L202 241L204 244H207V248H208V243H207ZM75 243H76V241L74 242V244ZM77 243H81V242L79 241ZM88 243L90 244V242H88ZM74 244H73V248H75ZM84 244L86 245V241L84 242ZM228 244H226V245H228ZM239 244H241V243L239 242ZM49 246L50 245H48L46 247H49ZM70 246H72V245H70ZM80 246L81 245L79 244V246L76 247L77 249L75 248L76 251L78 250V248ZM95 246H97V245H95ZM95 246H93V247H95ZM212 246H213V244H212ZM218 246H219V244H218ZM51 247H52V245H51ZM53 247H54V245H53ZM221 247H223V246L221 245ZM16 248H17V246H16ZM19 248H21V247H19ZM58 248L60 249V247H58ZM63 248H65V247H63ZM68 248H70V247H68ZM217 248H219V247H217ZM226 248H227V246H226ZM23 250H25V247H23ZM47 250L49 251L50 249H47ZM61 250H65V249L61 248ZM68 250L69 249H67L66 251H68ZM211 250H213V249H211ZM50 252H52V250H50ZM54 252H56V250L53 251L52 253H54ZM64 253H62V255ZM48 254H49V252H48ZM48 254H47V256H48ZM21 255H22V253H21ZM49 255H50V257L54 256L53 257V258H55L54 262L56 261V258H58L56 255H51V253ZM60 255H61V253H60ZM73 256L75 257V255H73ZM95 256L96 255L94 254L93 258ZM50 257H48V258H50ZM165 257H167V255ZM60 258H62V256L59 257L58 259H60ZM244 259L245 258L242 259L240 256H237V257L233 256V257L228 259V262H225V261L224 262H225V264L226 263L227 264H264V251L258 258L254 259L251 263H250V261L253 258L249 259V257H248L247 259H249L250 261H247V260L244 261ZM60 260L62 261V259H60ZM60 260H57L58 262L56 261L55 263L60 264L61 263ZM142 260H144V259H142ZM146 260H147V258H146ZM165 260L167 261L166 258H165ZM173 261H175V260L173 259ZM246 261H247V263H246ZM33 262H34V260L32 261V263ZM54 262H53V264H54ZM147 262H149V261H147ZM171 262H172V260H171ZM175 262H173V263H175ZM154 263L155 262H151L149 264H154ZM161 263H164V259H163V262L162 261L160 262V264ZM29 264H31V263H29ZM34 264H35V262H34ZM166 264H168V263H166Z\"/></svg>",
	"mask_w": 264,
	"mask_h": 264
}]
</instances>
